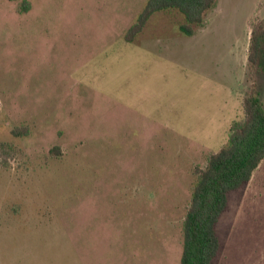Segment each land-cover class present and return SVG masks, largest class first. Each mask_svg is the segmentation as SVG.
Here are the masks:
<instances>
[{"label":"rangeland","instance_id":"374dc122","mask_svg":"<svg viewBox=\"0 0 264 264\" xmlns=\"http://www.w3.org/2000/svg\"><path fill=\"white\" fill-rule=\"evenodd\" d=\"M29 1L0 0V264H181L196 167L241 94L264 107L247 65L264 0H218L192 35L157 12L134 41L148 0ZM217 232L215 264H264V159Z\"/></svg>","mask_w":264,"mask_h":264},{"label":"trees","instance_id":"16d2710c","mask_svg":"<svg viewBox=\"0 0 264 264\" xmlns=\"http://www.w3.org/2000/svg\"><path fill=\"white\" fill-rule=\"evenodd\" d=\"M218 0H148L136 22L126 33L134 41L153 14L176 9L185 18L180 28L188 35L204 26L205 17ZM31 9L29 0H21L20 12ZM249 69L264 73V20L253 24L248 49ZM244 118L234 121L228 141L211 153L206 166L196 167L198 180L193 188L192 201L184 219V244L181 264H215L221 249L217 224L226 211L229 194L248 183L264 159V107L259 92L253 87L242 100ZM15 135L29 133L26 126L15 127ZM1 156L7 161L9 144H0Z\"/></svg>","mask_w":264,"mask_h":264},{"label":"crops","instance_id":"0c3cea01","mask_svg":"<svg viewBox=\"0 0 264 264\" xmlns=\"http://www.w3.org/2000/svg\"><path fill=\"white\" fill-rule=\"evenodd\" d=\"M240 96H241V103H242V100H243V96H244V95L241 94ZM234 121H235V120H234ZM234 121H232V123H233ZM231 126H232V124H231ZM230 128H231V127H230ZM202 147H206V145H202Z\"/></svg>","mask_w":264,"mask_h":264}]
</instances>
